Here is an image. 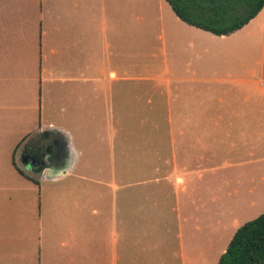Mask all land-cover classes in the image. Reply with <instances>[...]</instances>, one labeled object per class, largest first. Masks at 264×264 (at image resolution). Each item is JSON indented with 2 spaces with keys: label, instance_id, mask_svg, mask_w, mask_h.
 <instances>
[{
  "label": "crops",
  "instance_id": "0c3cea01",
  "mask_svg": "<svg viewBox=\"0 0 264 264\" xmlns=\"http://www.w3.org/2000/svg\"><path fill=\"white\" fill-rule=\"evenodd\" d=\"M168 7L165 0H0V112L15 135L12 166L36 187V198L22 200L20 224L35 227L37 264H152L137 247L152 243L156 252L172 212L186 211L181 191L193 180L197 187L198 148L210 156L225 149L235 159L226 166L238 169L233 180H257L264 157L249 153L247 161V131L264 132V8L239 37L243 28L215 36ZM228 64L243 74L227 72ZM50 133L69 152L54 173L28 158ZM188 202L197 212L196 200Z\"/></svg>",
  "mask_w": 264,
  "mask_h": 264
},
{
  "label": "rangeland",
  "instance_id": "374dc122",
  "mask_svg": "<svg viewBox=\"0 0 264 264\" xmlns=\"http://www.w3.org/2000/svg\"><path fill=\"white\" fill-rule=\"evenodd\" d=\"M167 5L169 6V4ZM168 8L172 13L170 6ZM247 24L238 35L239 37H242L244 33L247 36ZM224 68L225 70L232 68L236 75L244 72L238 67V64H228ZM226 71L228 72V70ZM222 86L226 89L225 85H220L219 89H222ZM180 95V92L179 94L177 92L175 97H180ZM184 96L185 94H182V97ZM179 101L174 98L172 101L173 124L175 125L178 118L176 117L177 112L174 110L179 107ZM13 133L9 120L0 112V240L4 239L5 242V247H0V255L11 256L10 260L6 261L0 257V264H27L28 262L37 264L38 245L35 227L23 228L20 224L23 220L21 216L22 200L26 203L28 196L34 195L36 198V187L20 176L12 166L10 142L15 137ZM249 134L251 136L247 137V161L250 159L249 153L263 158L264 148L260 147V142L264 139V132L257 135L253 130H248L247 136ZM220 135L225 137V133ZM176 136L178 134L173 132L174 140H177ZM116 139L114 140L115 153L118 150ZM252 145H255L257 149H251ZM175 147L178 153L176 165L180 170L184 168L180 143H175ZM204 149L194 150L203 155V158L195 159L192 166L194 171L192 177L200 176L197 187H195L196 180H193V185L190 182L188 184L187 194L183 195L181 191L180 201H185L183 205L186 211L181 207V211L172 212L169 232L165 233L162 242L164 244L158 245L156 252L150 243L147 246L137 247L136 256L147 255L152 264L161 262L163 264H217L236 229L243 223L255 219L264 211V185L259 181L260 177L264 179V164L256 166L258 168L257 180L251 181L249 185L248 179L246 182L232 179L238 169L234 166L232 168L226 166V163L234 162L235 159L228 156L225 149L219 148L221 152H217L216 147L210 150L212 157ZM211 167H216L214 173L208 170ZM249 168L250 166L247 165V177ZM195 171L197 172L195 173ZM214 178L215 180H213ZM226 181L227 183H225ZM192 186L194 187L192 188ZM245 186H247L246 194L244 193ZM253 187L254 189H252ZM30 189H34V192H30ZM176 192L179 193L178 190ZM191 199L196 200L198 204L197 212L191 211L193 206L188 202ZM30 217H32L31 214ZM177 217H180V223L177 222ZM27 255H30L29 261ZM21 256L22 258L26 257L24 262L21 260Z\"/></svg>",
  "mask_w": 264,
  "mask_h": 264
},
{
  "label": "trees",
  "instance_id": "16d2710c",
  "mask_svg": "<svg viewBox=\"0 0 264 264\" xmlns=\"http://www.w3.org/2000/svg\"><path fill=\"white\" fill-rule=\"evenodd\" d=\"M165 2L180 21L215 36L240 30L264 8V0ZM217 264H264V212L237 228Z\"/></svg>",
  "mask_w": 264,
  "mask_h": 264
},
{
  "label": "flooded vegetation",
  "instance_id": "af4514ba",
  "mask_svg": "<svg viewBox=\"0 0 264 264\" xmlns=\"http://www.w3.org/2000/svg\"><path fill=\"white\" fill-rule=\"evenodd\" d=\"M29 155L30 163L38 170L49 165L48 162H43L44 159V161L50 159L53 161L56 158L61 161V164H59L61 166L62 164H67L69 160V152L65 143L60 138L56 137V135L51 133L45 134V139L42 144Z\"/></svg>",
  "mask_w": 264,
  "mask_h": 264
},
{
  "label": "water",
  "instance_id": "95a60500",
  "mask_svg": "<svg viewBox=\"0 0 264 264\" xmlns=\"http://www.w3.org/2000/svg\"><path fill=\"white\" fill-rule=\"evenodd\" d=\"M30 156H28V158H29ZM44 158H45V156H44ZM43 158V159H44ZM45 160V159H44ZM43 160V162L45 163V162H48L49 163V165L47 166V167H43V170H46L47 171V173H54L57 169H60L61 171L63 170V168H64V165L62 164V166L61 165H59V164H61V161H59V160H57L56 158H55V160H53V161H51V159L50 160H46V161H44ZM56 162V163H55ZM49 175V174H48Z\"/></svg>",
  "mask_w": 264,
  "mask_h": 264
}]
</instances>
